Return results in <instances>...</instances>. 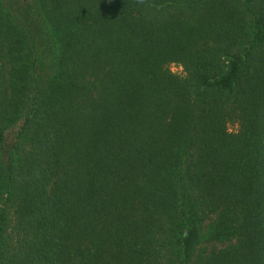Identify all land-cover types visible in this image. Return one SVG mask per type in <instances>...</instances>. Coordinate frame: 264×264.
<instances>
[{
	"label": "trees",
	"instance_id": "obj_1",
	"mask_svg": "<svg viewBox=\"0 0 264 264\" xmlns=\"http://www.w3.org/2000/svg\"><path fill=\"white\" fill-rule=\"evenodd\" d=\"M6 2L0 264H264V0Z\"/></svg>",
	"mask_w": 264,
	"mask_h": 264
},
{
	"label": "rangeland",
	"instance_id": "obj_2",
	"mask_svg": "<svg viewBox=\"0 0 264 264\" xmlns=\"http://www.w3.org/2000/svg\"><path fill=\"white\" fill-rule=\"evenodd\" d=\"M8 4L6 2V0H0V8L2 10H8ZM170 71L172 73L178 74V75H182V68L179 67L178 65H170ZM8 130L5 131V139L6 138H11V128H7ZM234 129H236V127H232L229 126V130L233 131ZM6 156L4 154V150L0 144V208L3 205V201L5 199L6 196V177H7V172H6ZM204 233L206 232V230L203 231Z\"/></svg>",
	"mask_w": 264,
	"mask_h": 264
},
{
	"label": "clouds",
	"instance_id": "obj_3",
	"mask_svg": "<svg viewBox=\"0 0 264 264\" xmlns=\"http://www.w3.org/2000/svg\"><path fill=\"white\" fill-rule=\"evenodd\" d=\"M109 2H110V0H109Z\"/></svg>",
	"mask_w": 264,
	"mask_h": 264
}]
</instances>
